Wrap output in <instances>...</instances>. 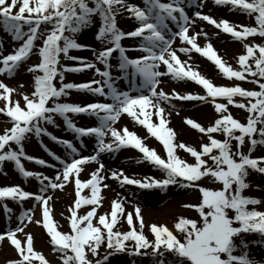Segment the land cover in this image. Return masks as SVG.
I'll return each instance as SVG.
<instances>
[{"label": "snow or ice", "instance_id": "6c2138e0", "mask_svg": "<svg viewBox=\"0 0 264 264\" xmlns=\"http://www.w3.org/2000/svg\"><path fill=\"white\" fill-rule=\"evenodd\" d=\"M142 4L143 7L128 0H0V27L14 44L12 51L5 55L0 40V76L6 74L11 78L30 57L39 58L38 63L27 67V72L33 74L34 90L30 93L0 81V101L6 102V107H0V113L10 118L12 124L0 135V172L5 162H12L22 177H34L40 185V194L25 191L18 185L0 186V206L11 222L13 209L2 202L11 200L22 206L25 200L34 197L36 204L42 206L43 226L55 251L62 254L63 264H108L110 256L125 253L151 258L152 264H261L251 258L249 246L264 245V211L255 207L264 201L245 196L244 192L250 187V171L264 174V155L253 156L258 147L264 150V44L245 43L246 54L239 56L240 67L234 69L222 59L210 39L206 46L198 44V38L207 39L208 33L202 27L196 31V26L197 20L205 21L237 41L257 36L264 38V0H214L216 6H230V11L237 10L249 17L254 15L257 26L235 24L227 19L218 21L203 14L205 0H142ZM94 17L99 18L94 39L99 42L100 50L90 49L91 60L70 54L73 50L89 47L77 42V36L92 25ZM118 17L133 19L136 26L124 31L118 26ZM125 39L136 40V46H124ZM177 39L180 45L174 48ZM131 51L139 55L132 57ZM193 51L213 62L229 80L248 81L258 85L259 90L239 85H215L191 64L182 62L178 55L179 52L191 57ZM62 59L76 64L62 63ZM89 70L92 76L86 82H65V73ZM165 77L177 82H195L206 93L181 94L173 90L169 94L161 87ZM121 80L124 88L119 84ZM19 88L23 89L24 85L20 84ZM73 91L98 99L61 102V98H68ZM13 93L19 98L14 99ZM236 97L245 102H237ZM177 100L212 103L220 114L209 127L190 118L186 120L187 125L209 140V143H202L199 150L186 143H177L176 133L169 127L171 110L175 109L174 101ZM220 100L226 103L218 102ZM166 105H170L171 110ZM230 106L244 110L248 114L246 122L234 118ZM125 115L145 126L151 136L163 144L166 156L147 145L127 125L117 127ZM74 116L94 118L95 124L78 126ZM153 117L157 118L155 122ZM57 118L62 119L64 129L73 134L78 146L73 140L59 138L48 130L47 126L60 127ZM217 133L224 139L216 138L214 134ZM33 136L43 151L58 162V168L56 164L26 154L25 141ZM42 137L60 145L64 157L52 152ZM85 138L95 141L89 155L81 153L86 147ZM246 142L247 152L243 150ZM178 148L194 157L195 163L182 159L177 154ZM122 149L138 150L143 155L135 162L152 165L162 177L136 178L121 169H106L101 155L114 156ZM22 160L55 168V175L50 177L42 172L28 171ZM91 164L97 167L90 172L89 179L83 180L81 174L85 166ZM205 177L214 178L222 188L212 190L200 186L197 182ZM109 179L118 181L122 187L132 185L148 190L166 191L177 185L198 188L202 194L201 203L184 207L195 209L202 223L180 217L174 225L175 233L167 225L153 223L148 227L154 239H149L144 233L146 223L140 206H134L133 212H126L127 197L114 199L110 211L98 215L103 199L101 186L111 188L106 183ZM73 182L79 199L69 217L72 231L65 234L57 230L51 214L49 201L53 197L47 195L45 198V194L49 190H63L66 184ZM85 189L90 190V195H84ZM85 206L92 207L80 215V209ZM229 210L234 215L230 216ZM18 221L14 228L0 232V242H10L19 256L9 264H36V261L48 264L45 256L34 249L32 235L25 233V221L32 222V210L23 211ZM121 221H126L130 230L114 231ZM18 233H24L26 239L18 238ZM247 235L260 239L248 241ZM102 246L111 251L102 255Z\"/></svg>", "mask_w": 264, "mask_h": 264}, {"label": "rangeland", "instance_id": "374dc122", "mask_svg": "<svg viewBox=\"0 0 264 264\" xmlns=\"http://www.w3.org/2000/svg\"><path fill=\"white\" fill-rule=\"evenodd\" d=\"M128 2L136 4L138 6L143 7L142 0H128ZM167 2V0H165ZM230 7V6H229ZM229 7L224 6H216L214 4V0H205V7L203 8L202 12L203 14L211 15L214 19L222 20L227 19L231 23L235 24H243L245 26H257L255 23L254 15L252 17H249L247 14H243L237 10H229ZM189 15H191V9L188 10ZM118 26L121 27L124 31H131L136 26L133 19H127V18H121L118 17ZM99 27V18L94 17L92 25L88 28L83 30L81 33L77 36V42L82 43L84 45L89 46L87 49L84 50H73L70 54L85 57L89 60L93 59L91 48H95L97 50H100V44L98 41L94 39L95 33ZM203 28L205 32L208 33V38L206 39L204 36H201L198 38V44L201 46H206L208 40L210 39L211 43L213 44V47L217 49L220 55L219 47H222L223 45L228 47H239L242 54H246V49L244 47L245 43L254 41L256 44H264V38L261 37H249L247 41H237L234 38L230 36V34H225L221 30L216 29L213 25L208 24L205 21H199L197 20V26L196 31H199L200 28ZM173 30L175 31V27L173 26ZM219 33V35H217ZM191 34V29H190ZM0 40L3 42V51L4 54H8L12 51V48L14 46L13 41L11 37L3 31V28L0 27ZM40 43V42H37ZM122 44L126 47L134 48L137 44L136 40L133 39H125L122 41ZM180 45L179 39L176 40L173 47H177ZM18 46V45H16ZM190 47V46H189ZM116 55V54H114ZM130 56L135 57L138 56L139 53L136 51H131L129 53ZM182 62H186L187 64H191L192 68L194 70L198 71H205L204 65L206 63H210V65L214 67V63L209 61L207 58L203 57L201 54L196 53L193 51L191 53V57L189 55H186L184 53H179ZM222 59H224V55H220ZM39 58L38 56H32L29 58V60L26 62L25 65H23L18 72L11 78L7 77V75L0 76V81H3L4 83L8 84L11 87L17 88L19 91H23L25 93H30L33 89V74L27 72V67L31 66L35 63H38ZM227 64L232 66L234 69H239L238 60L233 61V64H231L228 59L225 60ZM231 61V60H230ZM232 62V61H231ZM251 62V61H250ZM62 63L69 64V65H75L76 62L74 61H64L62 59ZM115 63V61H113ZM212 63V64H211ZM98 67H102L100 65H97ZM114 75H118V73L114 72ZM209 74V76H207ZM207 75H204L206 78L210 79L215 85L217 86H233V85H239L244 87L248 90H259L258 85L249 83L248 81H237V80H229L224 76V74L218 69L216 66L215 71H213V74L208 73ZM203 75V74H202ZM92 76L91 70L83 72V73H65V82H73V83H80V82H86L89 80ZM212 76V77H210ZM250 79H254L251 78ZM165 83L161 86L164 91L168 92L169 94L173 93V90L180 92L181 94H188V91L186 89V84L193 83L197 85L199 91L192 92V94H200L204 95L206 93V90L203 89L202 86L196 84L195 82H177L172 80L170 77L164 78ZM20 84L24 85L23 89H20ZM121 88H124V81L119 82ZM57 86H58V80H57ZM13 98L17 99L16 93H13ZM97 97H91L85 93L80 92H74L71 93V95L68 98H61V102H70V103H81V102H89L96 100ZM102 100V98H99ZM235 100L237 102H245L243 98L236 97ZM218 102H225L226 101H218ZM22 103V101H21ZM176 107L174 110H171L170 105H166V108L171 110V115L169 117L170 124L169 127L173 129V131L176 133V142L177 143H186L189 146H194L198 150L201 148L202 143H209V140L205 134L199 133L198 130L192 129L191 126L186 124L187 119H193L196 122L201 123L204 127L212 126L215 119L219 117L220 114H218L215 111L214 105L212 103L207 102H199V101H174ZM200 105V107H199ZM1 107H6V102L0 101ZM209 108L208 114V120L204 117L203 114H201L202 120L199 119L194 115L193 110L201 107ZM231 114L234 118L239 119L241 122H246L247 113L242 110L235 108L234 106H230L229 108ZM71 115V114H69ZM75 122H77L78 126H83L86 124L93 125L95 124L94 118H89L86 116H74L72 117ZM157 118L153 117V120L155 122ZM57 122L60 124L59 128H53L52 126H47L48 130L52 132L53 135L58 136L62 139H70L73 140V143L77 146L79 145V142L74 139L73 134L66 131L63 127V121L60 118H57ZM121 125H127L130 130L135 131L141 138H143L146 141V144L149 145L152 148H155L159 154L162 156H166V150L163 146V144L156 138L151 136V133L148 131V129L145 126L139 125L138 123L131 120V118L127 117L126 115L121 118V121L117 125V127H120ZM12 126L10 119H7L5 116H3L0 113V135L4 134L6 129L10 128ZM216 138L224 139V137L217 133L214 134ZM201 137H203V140H201ZM44 143L46 145H49V141L47 137H42ZM30 145L26 144L25 152L26 154L30 155H40L44 154L43 149L39 146V142L36 140V138L33 136L31 139H29ZM95 141L92 138H85V144L86 147L81 150L82 155H89L93 152V145ZM248 144L246 142L245 148L243 149L245 152H247ZM52 152L56 153L57 155H60L62 158L65 155L64 149L57 145L55 148L51 150ZM62 151V152H60ZM177 154L182 158L185 159L188 163H195V158L191 157L189 153L182 149H177ZM143 154L139 153L138 150L135 149H122L121 152L113 155H101V159L103 160L106 169H121L125 172V174L129 176H134L136 178L146 177V176H154L156 178H161L162 173L157 169L154 168L150 164H137L135 161L137 158L141 157ZM264 155V150H261L259 147L257 148V151L253 153V156H259ZM47 156V154H46ZM50 164L53 163V160L51 157H49ZM57 168L59 167V164L57 163ZM35 168H37L36 172H43V169L39 165H34ZM97 165L91 164L85 166L86 170L81 174V178L83 180H87L90 178V172L95 170ZM51 170V169H49ZM56 172V169L53 168L51 171H47L45 175L48 176H54ZM53 174V175H52ZM13 178L8 183L10 186L18 185L21 188H23L25 191L33 193V189L38 190L36 187L39 185V183H33L28 182V180L20 179L19 175H17L15 172L12 173ZM250 187L245 190V195L253 198H258L264 201V174L254 173L250 171V175L248 177ZM202 184L200 186L206 187L212 190H220L222 188V185L215 181L214 178L206 177L203 178ZM106 183L111 185V188L104 189L102 187L101 196L103 197L101 201V205L98 208V215L103 214L105 212H109L111 209V202L116 198L127 197V202L125 203L126 212H133L134 206L138 205L140 206L142 210V215L145 219L146 227L144 228V233L149 237V239H154L153 234L150 232V226L151 224L155 223L158 226L159 225H167V227L172 230L174 233L176 232V229L174 227L175 223L178 222V219L182 216L184 218H190L197 221H200L202 223V218L199 216V213L193 209V208H186L184 205L187 204H193L197 205L201 203L202 201V194L199 192V189L196 188L192 190V192H188L189 195H186L185 198H175L170 199L167 196H163L157 189H141L136 186H121L118 181L115 180H107ZM47 195H52L53 199L49 201V207L51 208V214L53 217L54 222L57 224L58 231H61L62 233L68 234L71 233L72 229L70 226V219L71 211L74 208L75 202L79 199V194L77 193L76 187L74 182L66 184L65 188L63 190L56 189V190H49L47 194H45V198H47ZM84 195H90V190L85 189ZM2 203H7L10 208L13 209L12 212V219L11 222H9L7 215L5 214L2 206H0V232L5 231L8 227H15L18 221V217L21 215V213L25 210L31 209L32 210V222L28 223L25 221L26 227H25V233L31 234L33 237L34 242V249L41 254H43L48 261V264H63L62 258H59L54 253H52V243H51V237L47 233L46 228L43 226V216H42V206L37 205L35 201L25 200L23 202V205L19 206V204L14 203L9 204L7 201H4ZM92 206H85L80 209L79 214L83 215L86 214L88 210H90ZM252 206H250L251 208ZM256 210L264 211V203L261 205L255 206ZM229 215L232 216L233 213L229 210ZM36 221H41V223H36ZM95 223V221H94ZM134 223L138 226V220L134 217ZM115 230H122V231H128L130 230V226L127 225L126 221H121L120 224L117 225V229ZM178 234V233H177ZM18 238L26 239V236L24 233H18ZM251 258L261 262V264H264V249H253L251 252ZM19 259L18 253L15 250L14 246L10 244L7 240L4 242H0V264H9V261H15ZM36 263L39 264V261H36Z\"/></svg>", "mask_w": 264, "mask_h": 264}, {"label": "trees", "instance_id": "16d2710c", "mask_svg": "<svg viewBox=\"0 0 264 264\" xmlns=\"http://www.w3.org/2000/svg\"><path fill=\"white\" fill-rule=\"evenodd\" d=\"M5 165H6V163L3 165V168L5 167ZM183 191H184L183 188L179 187L177 185V186H170L165 191V193L169 194L170 196H172L174 198L175 197L183 198V197H185V194H186ZM245 239L248 241H258L260 238L256 235H247L245 237ZM129 243L131 244L132 242H129ZM252 245H257L261 248L264 247V245H260V244H250L249 249L252 247ZM105 248H106V246H102V248H101V254L102 255L106 252V250H108L107 248L105 250ZM110 251L111 250H108L107 252H110ZM108 264H152V262H151V258L132 257V256H129L125 253V254H117V255L110 256Z\"/></svg>", "mask_w": 264, "mask_h": 264}, {"label": "bare ground", "instance_id": "6f19581e", "mask_svg": "<svg viewBox=\"0 0 264 264\" xmlns=\"http://www.w3.org/2000/svg\"><path fill=\"white\" fill-rule=\"evenodd\" d=\"M218 49L220 51V55H224V60H226V58H227L231 64H233V61H237L239 56L242 55V52L240 51L239 47L232 48V47H228L226 45L225 46L223 45L222 47H219ZM216 51H217V49H216ZM218 54H219V52H218ZM204 69H205V71L201 70L199 72L203 75H207L208 73L213 74V71H215V69H216V65H214V67H213V65L211 66L210 63H206L204 65ZM207 76H209V74ZM210 77H212V76H210ZM185 86H186L188 93L199 91L198 90L199 87L193 83H191V84L187 83ZM199 107H200V105H199ZM193 112H194V115L201 120H202V117H204L203 113H205L204 119H206V120H208L207 119L208 114L210 115L209 108H207V106H206V108L205 107L197 108V109L193 110ZM201 114H203L202 117H201Z\"/></svg>", "mask_w": 264, "mask_h": 264}]
</instances>
